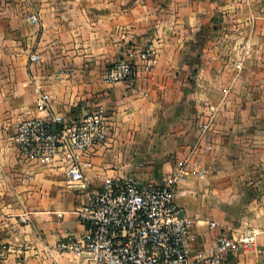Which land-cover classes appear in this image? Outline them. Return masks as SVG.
Wrapping results in <instances>:
<instances>
[{"label":"crops","instance_id":"obj_1","mask_svg":"<svg viewBox=\"0 0 264 264\" xmlns=\"http://www.w3.org/2000/svg\"><path fill=\"white\" fill-rule=\"evenodd\" d=\"M151 45L153 64L142 57ZM119 58L137 63L134 82H104ZM261 81L264 0H0V264H88L56 247L84 230L77 210L88 189L109 177L162 182L195 151L175 196L190 220L191 254L223 231L251 229L261 251L224 264H264ZM40 92L49 110L37 107ZM209 103L220 110L202 134L195 119ZM98 105L109 135L87 158L83 182L70 184L60 159L19 152L20 120H72Z\"/></svg>","mask_w":264,"mask_h":264},{"label":"built area","instance_id":"obj_2","mask_svg":"<svg viewBox=\"0 0 264 264\" xmlns=\"http://www.w3.org/2000/svg\"><path fill=\"white\" fill-rule=\"evenodd\" d=\"M30 20H39L35 10ZM37 57L34 54L31 58ZM142 57L150 64L156 62L153 45L143 50ZM138 73L135 61L119 58L105 69L102 78L109 84L132 83ZM224 92L228 93L229 88ZM49 98L48 93L40 92L37 107L49 110ZM207 106L208 112L195 119L202 134L212 127L220 110L215 103ZM108 135L107 117L103 106L98 105L72 120L51 112L24 118L18 122L14 138L19 152L27 159L45 163L60 159L68 182L75 186L85 180L87 158ZM195 152L178 159L162 182L109 177L100 187L89 188L85 203L77 210L84 230L67 232L56 247L75 253L88 264H224L230 254L260 252L258 232L248 229L223 231L215 244L191 254L187 244L190 220L175 196L179 184L192 171ZM216 225L215 220L210 221L211 227Z\"/></svg>","mask_w":264,"mask_h":264},{"label":"rangeland","instance_id":"obj_3","mask_svg":"<svg viewBox=\"0 0 264 264\" xmlns=\"http://www.w3.org/2000/svg\"><path fill=\"white\" fill-rule=\"evenodd\" d=\"M261 83H264V81H261ZM263 99H264V97H263ZM264 109V108H263ZM263 111V110H262Z\"/></svg>","mask_w":264,"mask_h":264}]
</instances>
